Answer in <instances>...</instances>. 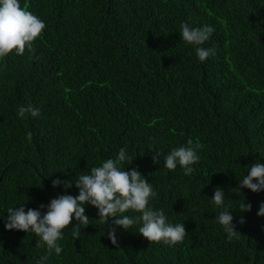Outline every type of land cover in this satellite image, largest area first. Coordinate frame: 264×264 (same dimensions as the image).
I'll use <instances>...</instances> for the list:
<instances>
[{
  "label": "trees",
  "instance_id": "1",
  "mask_svg": "<svg viewBox=\"0 0 264 264\" xmlns=\"http://www.w3.org/2000/svg\"><path fill=\"white\" fill-rule=\"evenodd\" d=\"M19 3L45 28L34 50L0 58V264H38L47 253L35 234L5 228L9 207L43 213L40 204L78 195L74 183L64 189L52 181L90 174L121 148L133 158L122 170L136 167L148 179L157 193L149 206L163 209L168 223H184L183 241L149 243L141 224L124 230L109 218L104 225L85 205L89 225L74 240L73 218L57 241L61 253L43 264H264V216L257 215L264 190L235 193L250 166L264 164V0ZM182 23L212 26L201 47L216 54L201 62L181 38ZM29 104L40 115L20 118L19 107ZM189 139L203 145L193 172L165 168L166 155ZM217 186L240 232L231 241L215 219L224 210L211 202ZM243 202L250 211L239 210Z\"/></svg>",
  "mask_w": 264,
  "mask_h": 264
},
{
  "label": "clouds",
  "instance_id": "2",
  "mask_svg": "<svg viewBox=\"0 0 264 264\" xmlns=\"http://www.w3.org/2000/svg\"><path fill=\"white\" fill-rule=\"evenodd\" d=\"M45 28V23L35 16L32 12L22 8L19 0H0V58L5 57L15 50L17 55H23L25 48L33 49V42L39 37ZM214 32V28L205 25L202 28H192L186 23L180 25V35L186 44L195 47L196 55L201 62H204L210 55L216 54L215 48L201 47L207 42ZM33 118L40 115V110L32 105L21 106L18 109L20 118H25L27 114ZM26 139L32 141V133L26 134ZM203 147L192 139L187 141V146L173 148L165 157L164 167L175 171L179 165L184 175H190L193 172L195 163L199 161L197 150ZM159 153L153 155L154 163L158 162ZM133 158L127 156L124 148H121L115 159L105 160L101 166L92 167L90 174L79 175L73 181L72 179L61 180L56 178L52 181L53 187L63 185L64 189H69L75 184L78 189V195L63 194L53 198L50 202L40 204L39 209H46L43 213L38 209L29 208L25 211L24 204L18 208L9 207L5 228L7 230H21L26 233H33L39 237L36 246L44 248L47 253L40 257L38 264H43L48 256L55 253L59 255L62 251L57 243L62 239V230L78 222L79 226L73 227L72 237L74 240L79 238L80 226L89 225V217L85 214V205H91L98 209L100 223L108 224L109 218L112 225L129 230L134 224H141L138 233L146 238L149 243L163 242L169 246L176 245L183 241L187 231L183 224L173 225L167 222V217L163 209L154 210L149 206L150 199L157 193L153 190L148 179L141 172L133 167L129 170H122L121 165L127 162L131 164ZM215 174V173H214ZM256 182H253V181ZM242 188H248L252 192L264 190V164L256 162L250 166L247 174L239 179V185L235 188V193H241ZM225 193L223 189L217 186L211 202L215 207L224 208L216 217L223 231L227 233V239L239 238L240 233L233 224V216L224 205ZM240 211H250V203H241ZM132 211L140 213L136 217L125 215ZM258 216H264V202L259 206ZM239 223H245L241 218ZM108 226L107 235L113 245H118L116 237V227Z\"/></svg>",
  "mask_w": 264,
  "mask_h": 264
}]
</instances>
